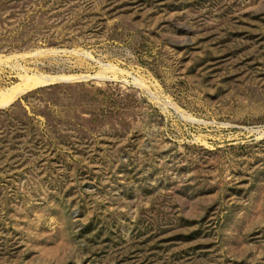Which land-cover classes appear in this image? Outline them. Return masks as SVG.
<instances>
[{
  "label": "rangeland",
  "instance_id": "374dc122",
  "mask_svg": "<svg viewBox=\"0 0 264 264\" xmlns=\"http://www.w3.org/2000/svg\"><path fill=\"white\" fill-rule=\"evenodd\" d=\"M0 264H264V0H0Z\"/></svg>",
  "mask_w": 264,
  "mask_h": 264
}]
</instances>
